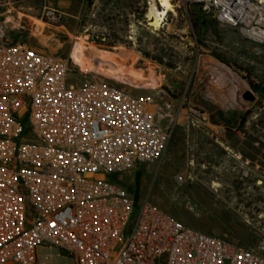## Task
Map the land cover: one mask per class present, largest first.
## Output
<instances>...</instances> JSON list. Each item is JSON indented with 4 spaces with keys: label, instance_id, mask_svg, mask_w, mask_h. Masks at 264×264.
Segmentation results:
<instances>
[{
    "label": "built area",
    "instance_id": "built-area-1",
    "mask_svg": "<svg viewBox=\"0 0 264 264\" xmlns=\"http://www.w3.org/2000/svg\"><path fill=\"white\" fill-rule=\"evenodd\" d=\"M168 1L264 46V0ZM73 76L68 57L0 41V264H38L44 245L74 264H264V253L186 226L148 199L131 225L135 199L107 176L162 159L174 123H161L152 94ZM184 114L215 138L227 130L191 105L175 117Z\"/></svg>",
    "mask_w": 264,
    "mask_h": 264
},
{
    "label": "rangeland",
    "instance_id": "rangeland-1",
    "mask_svg": "<svg viewBox=\"0 0 264 264\" xmlns=\"http://www.w3.org/2000/svg\"><path fill=\"white\" fill-rule=\"evenodd\" d=\"M151 1L0 0V41L68 57L77 78H104L156 97L161 123H174L163 158L107 176L135 199L131 225L148 199L186 226L264 253V156L204 153L195 145L199 128L188 126L185 114L175 117L180 105H191L227 125L224 135L260 137L264 149V46L196 6L174 8L154 27ZM51 12L59 18L52 21ZM102 33L120 34L132 47L97 39ZM246 91L253 100L243 99ZM204 139L215 147L209 132ZM37 253L38 264H74L54 245Z\"/></svg>",
    "mask_w": 264,
    "mask_h": 264
},
{
    "label": "crops",
    "instance_id": "crops-1",
    "mask_svg": "<svg viewBox=\"0 0 264 264\" xmlns=\"http://www.w3.org/2000/svg\"><path fill=\"white\" fill-rule=\"evenodd\" d=\"M196 131L199 132L198 134L200 136L197 140L198 145L196 143L195 145L200 146L202 152L204 153H210L213 151L215 152L217 150L218 153L221 152V154H226L227 158L229 155H231V157L236 156L242 159H260L262 156H264V149L260 148L256 144L258 141L262 143V138L260 137L258 140L255 137H253V139H248L241 133L238 136L224 135L220 138L214 139L215 147L210 148L209 143L204 139L205 137H208V132L203 129H197Z\"/></svg>",
    "mask_w": 264,
    "mask_h": 264
},
{
    "label": "bare ground",
    "instance_id": "bare-ground-1",
    "mask_svg": "<svg viewBox=\"0 0 264 264\" xmlns=\"http://www.w3.org/2000/svg\"><path fill=\"white\" fill-rule=\"evenodd\" d=\"M169 11H174V8L168 0H152L147 12L150 24L154 27H159Z\"/></svg>",
    "mask_w": 264,
    "mask_h": 264
},
{
    "label": "trees",
    "instance_id": "trees-1",
    "mask_svg": "<svg viewBox=\"0 0 264 264\" xmlns=\"http://www.w3.org/2000/svg\"><path fill=\"white\" fill-rule=\"evenodd\" d=\"M93 2H94V0H87L88 6H91L93 4ZM98 38L99 39H107L109 41L110 45L122 43L128 47H132L130 40H127L125 37H123L120 34L102 33V34H97V39ZM71 68H72V64H71Z\"/></svg>",
    "mask_w": 264,
    "mask_h": 264
},
{
    "label": "water",
    "instance_id": "water-1",
    "mask_svg": "<svg viewBox=\"0 0 264 264\" xmlns=\"http://www.w3.org/2000/svg\"><path fill=\"white\" fill-rule=\"evenodd\" d=\"M242 97L244 100H253L254 99V96L252 95V93L250 91L244 92Z\"/></svg>",
    "mask_w": 264,
    "mask_h": 264
}]
</instances>
